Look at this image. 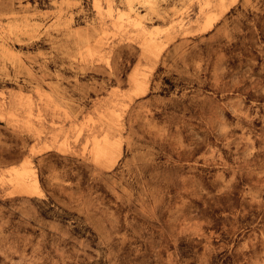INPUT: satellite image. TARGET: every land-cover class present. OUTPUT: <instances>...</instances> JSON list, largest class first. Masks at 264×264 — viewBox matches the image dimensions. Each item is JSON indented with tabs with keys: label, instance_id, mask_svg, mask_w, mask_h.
<instances>
[{
	"label": "clouds",
	"instance_id": "obj_1",
	"mask_svg": "<svg viewBox=\"0 0 264 264\" xmlns=\"http://www.w3.org/2000/svg\"><path fill=\"white\" fill-rule=\"evenodd\" d=\"M199 2L120 0L125 8H156L161 20L178 7ZM25 3L0 0V13L27 11ZM83 4L76 0L64 6L79 9L77 15L84 14L89 28L101 27L103 21L88 22ZM110 7H116L115 0ZM213 7L224 18L221 28H227L228 43L235 36L245 42V51L256 52L241 54L235 70L218 63L220 39L204 48L194 45L189 53L161 51L147 71L142 65L130 71L129 61L139 53L128 39L154 34L145 27L153 22L150 12L131 23L135 33L125 28L127 35L105 45L95 62L72 66L74 77H59L68 88L57 94L55 104L32 103L25 96L27 104L6 105L0 117L5 123L0 127V264H213V258L214 264H264V132L256 135L244 126L257 119L245 108L246 93L264 96V40L256 31L264 18V0H213ZM228 9L234 11L225 15ZM33 13L43 22L22 23V31L11 33L5 27L0 47L31 45L40 38L47 16ZM168 39L165 35L161 49ZM64 57L71 58L70 50L52 61H61L58 69L69 67ZM25 59L36 63L31 55ZM45 63L39 69L43 76L57 75L47 72ZM157 67L163 71L154 76ZM13 68L15 75L9 76L7 67L0 66V80L31 92L43 83V77L21 70L19 60ZM90 73L103 79H91V86L81 90L79 77ZM165 76L174 89L162 86ZM89 92L97 99L91 100ZM73 93L79 96L73 98ZM225 111L237 121L230 123ZM89 113L94 119L77 127V118ZM237 130L244 134L238 136ZM201 147L212 148L203 157L206 176L195 165L185 166ZM6 157L16 166L26 159L24 184L9 183ZM205 180L207 188L197 182Z\"/></svg>",
	"mask_w": 264,
	"mask_h": 264
},
{
	"label": "rangeland",
	"instance_id": "obj_2",
	"mask_svg": "<svg viewBox=\"0 0 264 264\" xmlns=\"http://www.w3.org/2000/svg\"><path fill=\"white\" fill-rule=\"evenodd\" d=\"M76 0H55L52 3L51 0H26L24 7L27 11L22 12H12V13H0V38L4 36V29L7 27L9 33L13 30L22 31L23 24H31L35 22H43L42 18L34 17L33 10L35 12L46 14L47 23L44 27L39 29L37 35L40 36L38 40L33 41L31 45L28 44H11L9 42L7 45L0 47V66H5L8 69V75L14 76L15 69L13 64L17 60L20 62L21 70H29L33 72L37 77H43V83H38L35 92L22 91L17 84L11 81L0 80V117H3L6 105L10 103L17 104H27L29 101L24 99L25 96L30 97L32 103L36 100H40L42 104L53 105L56 103L57 94H63L62 89L68 88L66 82H61L59 77H74L75 73L72 71V66L80 64L82 66L86 65L88 61L95 62L100 58L105 50V45L108 47L111 44L116 43L121 39V36L127 35L124 29L127 28L129 33H135L136 29L131 27V23L136 21L137 16L144 17L149 15V13H154L152 24H147L145 22V27L150 28L154 34H144V35H133L129 37L128 43L132 44L139 53V56L133 58L129 61V70H134L138 66H143L144 71H147L149 67V61L152 59H159L161 51L168 50H180L185 53H189L190 50H194L193 46L196 45L200 48L205 47L206 42H216L222 39L223 44V55L218 61L219 65L228 70H235L237 64L239 63V57L241 54L247 56L249 53L256 55V52L248 49L245 51L246 44L244 41H237L235 36L232 38V43L229 44V34L227 28H221L224 23V18L218 14V10L213 7V0H200L199 3L193 5L191 8L185 9L184 7H178L176 12L169 13L167 19L161 20L157 19L155 13H158V9L152 7H142L137 8L138 13L131 10L130 7L125 8L120 4V0H115L116 7H110L112 0H84V8L88 13L87 20L89 23L92 21H103L101 27H97L95 24L89 28V24L85 23V16L83 13L77 15L79 9L68 8L64 5L75 3ZM131 3V0H130ZM61 5V7H57ZM98 5V7H97ZM234 11V9H228L225 15H229ZM31 17L22 22L20 17ZM107 17V19H105ZM71 19V24L67 21ZM67 25V26H65ZM160 29L164 35L157 33L156 30ZM257 35L259 39L264 40V18L257 25ZM120 33L121 35H117ZM223 33V35H221ZM165 35L169 38L165 47L161 49V44H164ZM239 35V34H237ZM27 39V37H23ZM0 45H3V39H0ZM70 50V57H64L63 63L69 65L68 68L59 67L61 64L60 60H56L55 63L52 61L56 59L63 51ZM40 54V55H38ZM31 55L36 59V63L33 65L32 60L25 59L26 56ZM233 56L236 59H233ZM259 59V57H257ZM46 62V63H45ZM45 63L47 72L57 73V75L43 76V73L39 70L40 64ZM99 67L100 65H96ZM163 71L161 67H157L153 75ZM3 73H0L2 76ZM24 77L20 78V82L23 83ZM95 79L98 82L103 78L97 73H90L88 77H79V85L81 90L91 86L90 80ZM76 83V80H73ZM141 81L139 77L136 80V87L139 88ZM166 85L169 89H174L175 85L172 80L167 76L163 78L162 86ZM126 89H121L125 91ZM87 95L91 100H96L97 96L95 92H89ZM106 95V94H102ZM233 96L236 93H232ZM73 98L78 97L79 93H73ZM9 97H14V101L10 100ZM65 99L68 96L65 95ZM217 99L222 102L227 98L223 96H218ZM255 104V107L251 105ZM245 108H247L248 115L257 116V119L251 122V125L244 121V126L249 128V131H254L256 135L264 132V121L259 117L264 116V96H257V94L249 90L244 99ZM256 108L260 109L259 115H257ZM67 111V109L65 110ZM33 115L37 114L34 109ZM11 116V113H9ZM225 116L230 123H235L237 117L233 116L230 111H225ZM81 124L77 125L80 127L86 119H94L91 113L87 117H78ZM5 123L3 119H0V127H4ZM70 125L65 124L64 127L67 128ZM238 136L241 133L237 130ZM254 138V136H253ZM258 143V142H257ZM212 148L207 151L204 147L199 148L195 151L192 159L187 161L185 165L188 164L195 165L201 175H205L208 172L207 167H202L206 165L205 157L209 155ZM199 164H196V161ZM26 159H22L19 166L15 164H9L7 157L4 160V164H8L5 171L8 173L7 179L9 183L24 184L28 172L25 167ZM231 163V161H228ZM213 171H215L213 169ZM3 177L0 176V179ZM202 183L206 188L209 186L207 181H197ZM108 198L113 202L115 197L108 193ZM239 203V201L237 202ZM81 211H90L89 209H83ZM81 211H77L75 214L77 216L81 215ZM219 206L216 209L217 215H219ZM251 219V217H248ZM259 219V217H257ZM45 222H51V218L45 216ZM220 220H216V227L219 228ZM77 233L79 229L76 230ZM184 245H181L183 247ZM214 264V258H213Z\"/></svg>",
	"mask_w": 264,
	"mask_h": 264
},
{
	"label": "bare ground",
	"instance_id": "obj_3",
	"mask_svg": "<svg viewBox=\"0 0 264 264\" xmlns=\"http://www.w3.org/2000/svg\"><path fill=\"white\" fill-rule=\"evenodd\" d=\"M130 8H131V10H132V11H134V12L138 13V10H137V8H135V7H134V5H133V6H131Z\"/></svg>",
	"mask_w": 264,
	"mask_h": 264
}]
</instances>
